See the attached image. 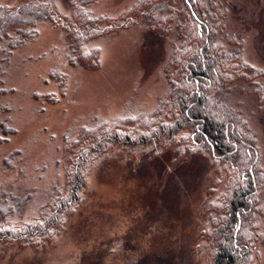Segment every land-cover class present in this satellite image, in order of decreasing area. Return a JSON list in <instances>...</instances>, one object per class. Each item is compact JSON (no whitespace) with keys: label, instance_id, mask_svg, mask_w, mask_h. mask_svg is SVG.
<instances>
[{"label":"rangeland","instance_id":"obj_1","mask_svg":"<svg viewBox=\"0 0 264 264\" xmlns=\"http://www.w3.org/2000/svg\"><path fill=\"white\" fill-rule=\"evenodd\" d=\"M54 1L68 22L70 0ZM140 3L147 7L137 12ZM180 3L94 0L91 30L43 22L12 52L0 71V209L14 200L15 214L1 216L0 226L34 219L63 173L79 168L83 186L49 237L1 244L0 264L211 263L209 222L216 228L225 217L227 190L241 174L203 153L192 157L191 128L169 107L179 91L176 72L195 51ZM200 6L232 54L228 100L238 101L255 138L261 183L247 244L255 264H264V0ZM74 39L80 43L71 47ZM184 46L181 69L172 62Z\"/></svg>","mask_w":264,"mask_h":264},{"label":"trees","instance_id":"obj_2","mask_svg":"<svg viewBox=\"0 0 264 264\" xmlns=\"http://www.w3.org/2000/svg\"><path fill=\"white\" fill-rule=\"evenodd\" d=\"M93 1H68L71 7V19H68V22L63 20L64 16H57L58 10L55 8L54 0H22L16 5L0 4V71L8 66L13 51L34 38L35 28L40 23L51 22L66 29H74L76 25L85 33L88 28L91 30L95 20H90L88 8ZM180 2L185 15L191 20L193 32L195 31L192 44L195 51L191 50L189 56L187 55L183 69L179 63L184 61L181 55L187 45L179 47L180 51L177 50L178 64L171 59V62L182 70L176 72L179 82L176 88H179V91L174 97L175 104L170 103L169 107L173 108V112L176 110L180 123L191 128V151L194 152L190 153L192 157L203 158L204 156L200 154L203 153L205 157L209 156L212 162L221 163L228 168L234 167L235 172L241 174L237 178L238 182L229 186L227 190L229 202L225 217H217L216 228L213 219L209 222V226L213 227L210 231L211 236L208 235L213 240L210 264H255L256 260L249 245L251 243L247 244V235H252L253 231L252 229L250 231L247 223L251 222L249 215L253 211L254 200L260 186L258 183H261L253 171L258 151L254 148V143L251 144V140L255 139L253 131L249 132L248 127L246 129L243 124L244 120L248 125L246 118L242 117L237 105L238 101L228 100L233 88L230 89L231 80L227 83L230 68L227 63L232 62V54L226 53L227 48L222 44L225 38L218 42V34L211 30L206 19L208 12L199 10L202 8L200 0H180ZM137 6L139 8L137 12H140L141 8L147 7V4L140 3ZM78 38L83 39V35L80 33ZM77 43L80 42L74 39V45L71 47H75ZM213 47L219 52H214ZM233 61L236 63L234 57ZM235 71L237 72L236 68ZM108 131L106 130V133ZM169 131H172V128H169ZM99 145L95 147L96 153L98 150L100 152ZM80 171L76 168L70 177L66 173L62 174V182L50 190L48 196H44L45 207L34 219L23 222L17 220V224H9L8 227L0 226V245L8 242L24 243L33 239L39 241L49 237L58 225L60 215L74 208L79 202V192L83 186ZM31 200L30 197L29 201ZM13 201L10 204H3L0 217L11 218L15 214L12 211L14 207L11 206ZM24 201L23 199V203ZM16 205L17 207L20 205V208L22 204L18 200ZM203 233L206 236V233Z\"/></svg>","mask_w":264,"mask_h":264}]
</instances>
